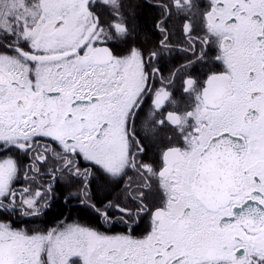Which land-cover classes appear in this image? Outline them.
Listing matches in <instances>:
<instances>
[{
    "label": "snow or ice",
    "instance_id": "6c2138e0",
    "mask_svg": "<svg viewBox=\"0 0 264 264\" xmlns=\"http://www.w3.org/2000/svg\"><path fill=\"white\" fill-rule=\"evenodd\" d=\"M0 264H264V0H0Z\"/></svg>",
    "mask_w": 264,
    "mask_h": 264
}]
</instances>
